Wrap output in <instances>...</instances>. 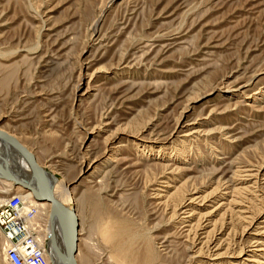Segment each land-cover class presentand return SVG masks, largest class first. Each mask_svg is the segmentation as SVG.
I'll return each instance as SVG.
<instances>
[{
  "label": "rangeland",
  "instance_id": "1",
  "mask_svg": "<svg viewBox=\"0 0 264 264\" xmlns=\"http://www.w3.org/2000/svg\"><path fill=\"white\" fill-rule=\"evenodd\" d=\"M2 126L70 184L88 264L108 227L149 264H264V0H0Z\"/></svg>",
  "mask_w": 264,
  "mask_h": 264
},
{
  "label": "bare ground",
  "instance_id": "2",
  "mask_svg": "<svg viewBox=\"0 0 264 264\" xmlns=\"http://www.w3.org/2000/svg\"><path fill=\"white\" fill-rule=\"evenodd\" d=\"M83 96H85V94L82 95L81 97ZM189 122L190 120H188V117L185 116L183 120H181L178 123L177 132H175L174 137L177 136L178 134H182V132H186L184 130L192 126V124H190ZM0 129H1L0 131L6 132L7 134H9L10 136H12L18 141L17 136H15V134L13 135L12 131L11 132L7 131V128L5 126L0 127ZM97 133H100V132H97ZM97 133H95L94 130L92 132H89L87 134V139H86L87 142H85V144L89 143L90 145H92V142L94 141L95 135ZM122 135H125V134L119 133L114 138L107 137L105 139L106 148L104 151V156L102 158L104 159L103 160L104 164L109 165L115 160H117L116 156H118L120 149L116 145L119 144V140L122 137ZM29 151L32 152L30 149ZM36 161L38 160L36 159ZM38 163L40 164V162ZM97 164H98L97 162H94V163L84 162V165L88 167V171L82 174L78 179H80L82 176L87 175V174L88 176H85V178L86 177L88 178L89 176L93 175ZM40 166L43 167L42 164H40ZM167 166L169 167V165ZM167 166L165 168H168ZM44 170L46 171L45 168ZM47 175L52 184L54 195L56 196V198L59 199L67 207L73 208L75 210V214L78 220L77 222L79 225L78 230H77L78 240H77L75 258H76L77 264H88L89 258H87V255L85 254V252H83V249L81 247L83 245L82 243L83 242L82 240L83 230H82V225H81L82 222H81L80 215L77 209V205L75 204L73 190L69 186L70 184H68V182H66L64 179L55 177L54 175H51L49 172H47ZM0 183L3 184L5 188H9V189L15 188V189H18L19 191L26 193V197L21 199V206L18 211V215L21 218V220H23L26 227L27 226H31L32 228L33 227L36 228L39 226L43 227L45 238L41 240L40 242H42V247L44 248L42 255H43V258L45 259V264H67L69 250H70V246L72 244V238H73L74 221L70 217L68 218L62 217L59 213H57L53 209L52 204L46 199L41 200V199L35 198L32 190L38 188V183H36V180L31 172L30 167L24 160V157L16 150V148L4 142L1 139H0ZM8 200H9L8 196L4 197L0 195V204H6L8 203ZM20 214H22V216ZM106 230H109V232H105V235L103 234V236L106 237V239L104 238L105 240H107L106 243L110 244L113 248V255L112 257L110 256L109 257L112 258L115 261V263H118V264H149L150 263L151 258L149 259L147 255L134 257L133 255L134 251L131 250L130 252L129 250H126V249L123 250L120 242L115 241L116 239H115L114 233L112 232V229L108 227ZM37 231H38V228H37ZM39 231L41 230L39 229ZM84 243H85V247L88 253V251H91L90 250L91 244L87 241H85ZM253 253H256V251L255 252L253 251ZM131 256H133L134 258H132ZM191 260L194 262L195 259L191 258Z\"/></svg>",
  "mask_w": 264,
  "mask_h": 264
},
{
  "label": "built area",
  "instance_id": "3",
  "mask_svg": "<svg viewBox=\"0 0 264 264\" xmlns=\"http://www.w3.org/2000/svg\"><path fill=\"white\" fill-rule=\"evenodd\" d=\"M20 206L21 199L16 195L8 203L0 204V230L11 242L6 250V261L8 264H45L41 248L18 215Z\"/></svg>",
  "mask_w": 264,
  "mask_h": 264
},
{
  "label": "water",
  "instance_id": "4",
  "mask_svg": "<svg viewBox=\"0 0 264 264\" xmlns=\"http://www.w3.org/2000/svg\"><path fill=\"white\" fill-rule=\"evenodd\" d=\"M0 139L4 142L12 145L16 150L24 157V160L28 164L31 169V172L38 183V188L33 189L32 192L35 198L38 199H46L52 204L53 209L59 213L62 217H70L74 221L73 224V238L72 244L70 246L69 255L67 264H77L75 254L77 248V230H78V220L75 214V210L73 208L67 207L63 204L59 199L54 195L52 184L49 180L47 172L43 167L40 166L38 161L32 152H30L26 147L20 144L15 138L7 134L6 132L0 131Z\"/></svg>",
  "mask_w": 264,
  "mask_h": 264
}]
</instances>
